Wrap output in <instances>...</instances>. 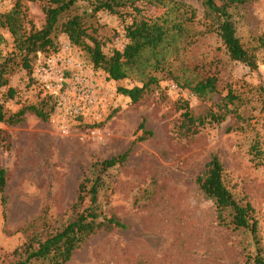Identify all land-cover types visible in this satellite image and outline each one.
<instances>
[{
	"label": "rangeland",
	"instance_id": "374dc122",
	"mask_svg": "<svg viewBox=\"0 0 264 264\" xmlns=\"http://www.w3.org/2000/svg\"><path fill=\"white\" fill-rule=\"evenodd\" d=\"M181 1L195 9L192 29L205 31L201 1ZM16 3L26 29L43 24V0H0V13ZM228 9L236 36L253 49L257 67L230 59L215 31L197 34L170 59L174 75L184 67L194 80L214 74L222 95L232 88L244 100L239 117L205 122L192 134L181 128L185 106L194 116L205 115L217 110L212 104L218 96H196L158 72L162 79L134 103L118 88L141 85L136 77L109 79L64 33L57 36L56 50L32 58L30 72L14 66L0 88L6 113L42 102L51 110L47 120L29 111L15 125L0 122V140L5 137L0 167L6 172L0 264H16L27 243L36 245L63 227L81 208L78 184L91 165L125 152V161L104 174L98 205L126 227L88 236L65 264H255L257 252L264 258V47L258 46L264 38V0H241ZM94 21L104 52L121 49V17L100 11ZM17 51L11 33L0 26V62ZM255 143L260 153L253 150ZM212 155L221 161L234 197L253 206L257 241L247 229L220 224L213 200L198 187L195 178Z\"/></svg>",
	"mask_w": 264,
	"mask_h": 264
},
{
	"label": "trees",
	"instance_id": "16d2710c",
	"mask_svg": "<svg viewBox=\"0 0 264 264\" xmlns=\"http://www.w3.org/2000/svg\"><path fill=\"white\" fill-rule=\"evenodd\" d=\"M204 7L205 31H195V9L181 0H43L44 22L39 28L33 25L29 29L23 26L25 18L19 3L7 12L0 13V26L7 28L13 36L16 54H8L0 62V88L8 83L7 76L20 65L31 71V60L38 52L57 49V36L64 33L69 42L81 47L89 56L95 69L103 70L109 79L118 81L135 76L141 85L118 90L127 95L132 102H138L152 86L158 84L163 76H170L174 82L199 97L218 96L213 101L217 110L210 109L205 115L194 116L187 109L181 113V128L184 133L197 132L205 122L218 123L233 114L239 117L238 109L244 104L241 94L232 88L222 95L217 89V77L214 74L194 80L185 75V67L180 76L171 69L173 56L176 59L181 50L186 49L197 34L215 31L224 46L228 57L239 61L250 69L257 67V58L253 49L246 47L236 36L234 23L228 8L241 0H200ZM152 7L154 8L151 11ZM107 11L115 14L124 22L125 42L121 49H112L109 54L103 50L104 40L98 37L94 21L97 12ZM130 20L125 22V16ZM258 46L264 47V38ZM170 66V68H169ZM182 67V66H181ZM187 69V68H186ZM165 77V76H164ZM13 89L7 93L12 96ZM47 102L39 105H25L17 111L7 114L0 103V122L15 125L21 122L25 113L33 112L39 118L47 120L51 106ZM142 123L140 126L142 127ZM5 137H1V142ZM260 153L258 145H252ZM127 153H122L91 165L92 172L85 175L78 184L76 206L81 205L67 223L43 240L27 243L23 248L24 258L16 264H31L40 261L44 264H65L84 240L101 230L111 231L125 228L126 225L114 215L102 213L98 205V195L104 186V174L109 168L123 163ZM201 191L213 200L217 219L220 224H229L235 229H247L257 241V221L254 208L249 201L237 200L228 189L223 178V166L216 155H212L202 174L195 178ZM6 184V172L0 167V192ZM227 214L229 220H226ZM258 243V242H256ZM255 264H264L260 253L253 256Z\"/></svg>",
	"mask_w": 264,
	"mask_h": 264
}]
</instances>
